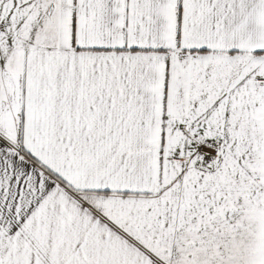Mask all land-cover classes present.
Masks as SVG:
<instances>
[{"label":"snow or ice","instance_id":"1","mask_svg":"<svg viewBox=\"0 0 264 264\" xmlns=\"http://www.w3.org/2000/svg\"><path fill=\"white\" fill-rule=\"evenodd\" d=\"M0 264H264V0H0Z\"/></svg>","mask_w":264,"mask_h":264}]
</instances>
